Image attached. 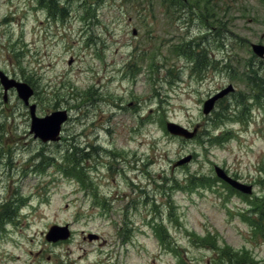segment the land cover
<instances>
[{"label":"rangeland","instance_id":"374dc122","mask_svg":"<svg viewBox=\"0 0 264 264\" xmlns=\"http://www.w3.org/2000/svg\"><path fill=\"white\" fill-rule=\"evenodd\" d=\"M210 1L221 40L175 0H0V69L33 84L38 115L69 112L59 142L34 140L27 107L14 91L3 103L0 86V200L16 206L0 222V264H264V91L248 95L252 74L264 83L250 50L264 44V0ZM201 39L213 63L193 67L186 45ZM67 223L66 240H45Z\"/></svg>","mask_w":264,"mask_h":264},{"label":"water","instance_id":"95a60500","mask_svg":"<svg viewBox=\"0 0 264 264\" xmlns=\"http://www.w3.org/2000/svg\"><path fill=\"white\" fill-rule=\"evenodd\" d=\"M253 51L262 56L264 54V45L259 43H253L252 44ZM0 83L3 85L4 89V98L6 97V91L10 87H15L17 94L19 97H21L25 103L28 101V97L32 94V89L30 86L23 82V81H16L15 79L8 78L3 72L0 71ZM232 89L231 85H228L227 87L223 88L210 98H208L204 104H203V112L208 113L213 105L216 99L219 97H222L224 94L229 92ZM30 113L32 116L31 119V128L30 131L34 133V136L40 137L42 140H56L58 139V133L60 130V124L65 120L66 114L65 112H53L50 115H47L45 117L39 118L34 115V105L30 106ZM167 129L174 134L183 135L185 137H191L194 134L195 129L190 132L187 129L173 123V122H167L166 124ZM189 159V156L181 159V162H184ZM216 173L233 184L234 186L244 190L249 191L250 187L240 184L237 181L231 179L229 176H227L224 171L218 167H215ZM69 235V231L66 229V226L59 227L56 225H53L49 228L48 233L46 234V238L48 240L55 241L57 239H63L66 238ZM92 236H90L91 238Z\"/></svg>","mask_w":264,"mask_h":264},{"label":"trees","instance_id":"16d2710c","mask_svg":"<svg viewBox=\"0 0 264 264\" xmlns=\"http://www.w3.org/2000/svg\"><path fill=\"white\" fill-rule=\"evenodd\" d=\"M194 2H196L197 0H193ZM76 154V156H75ZM77 154H78V150L77 149H71V153L68 155L70 159H77L79 160L80 158L77 157ZM73 164V163H72ZM11 201L10 199H5V201L0 204V208H1V211H0V220L2 219V217H5L4 215H6V217H10V215H7L8 213H12V210H13V206L11 204Z\"/></svg>","mask_w":264,"mask_h":264},{"label":"flooded vegetation","instance_id":"af4514ba","mask_svg":"<svg viewBox=\"0 0 264 264\" xmlns=\"http://www.w3.org/2000/svg\"><path fill=\"white\" fill-rule=\"evenodd\" d=\"M257 61L264 63V58L263 59H257Z\"/></svg>","mask_w":264,"mask_h":264}]
</instances>
